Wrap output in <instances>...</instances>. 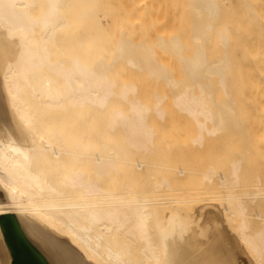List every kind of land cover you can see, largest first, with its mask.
Wrapping results in <instances>:
<instances>
[{"label":"bare ground","instance_id":"6f19581e","mask_svg":"<svg viewBox=\"0 0 264 264\" xmlns=\"http://www.w3.org/2000/svg\"><path fill=\"white\" fill-rule=\"evenodd\" d=\"M165 1L0 0V264H264V0Z\"/></svg>","mask_w":264,"mask_h":264},{"label":"rangeland","instance_id":"374dc122","mask_svg":"<svg viewBox=\"0 0 264 264\" xmlns=\"http://www.w3.org/2000/svg\"><path fill=\"white\" fill-rule=\"evenodd\" d=\"M164 1H165V0H164ZM170 1H171V0H170ZM165 2H166V1H165ZM167 2H169V0H168ZM162 3H163V0H161V2H160L161 6H162ZM170 3H171V2H170ZM164 4H165V3H164ZM171 4H172V3H171ZM171 4H170V5L168 4L169 7L166 6V4H165V5H164L165 7L163 6L162 8H164V9L167 8L166 10L169 11V9L173 7V6H171ZM172 5H173V4H172ZM170 6H171V7H170ZM164 9H163V10H164ZM170 11H171V10H170ZM167 90H168V89H167ZM169 93H170V91H169ZM169 93H167V95H168ZM169 95H173V94L170 93ZM168 97L170 98V97H172V96H168ZM169 98H168V101H169ZM178 114H179V113H178ZM175 115H176V114H175ZM175 115H174V116H175ZM179 116H180V117H178V118H181V117H182L181 114H179ZM176 117H177V116H176ZM175 119H176V118H175ZM176 120L178 121V120H180V119H176ZM181 121H182V120H180V122H181ZM181 123H182V122H181ZM184 123H185V122H184ZM179 124H180V123H179ZM180 125H181V124H180ZM181 126H184V125H181ZM181 126H180L181 130H180V129H178V130L180 131L179 133L182 135V133H183L182 129H184V128H182ZM178 128H179V127H178ZM186 128H187V129H186ZM189 128L191 129V127H185L186 132H187V130H190ZM178 130L176 129V131H178ZM176 131L174 130L175 133H176ZM181 131H182V132H181ZM174 132H173V133H174ZM186 132H184V133H186ZM192 132H193V131H191V130L188 131V132H187V133H188L187 135H188V136H191V135H192ZM189 133H191V135H189ZM180 134H179V135H180ZM177 135H178V133L175 134L174 136L177 137ZM185 135H186V134H185ZM185 135L183 134L182 136L185 137ZM225 135L227 136V134H225ZM182 136H179V137H178V138H181V140H180L181 142L178 141V143L180 142V147L183 146L184 149H183V148L179 149L180 147H179V146H176L175 149H176V151L179 149L178 152H176L174 149H172V148L174 147V145H175V142H176V145H177V140L174 139V142H172V144H174L173 147H172V145H171V143H170L171 140H172L173 138H171V140H169V141H170L169 143H170V145H171V146H170V149H171L172 152H173V151L176 152V153L174 152V154H175L176 157H177V158H176V157L174 156V154H173L172 156L169 154L171 157L168 158V159L172 160V162H170V163H172L173 166H174L175 164H176L175 167H178V168H179V166H182L183 164H182L181 162H182V160H183V157L186 156L187 159H188V162L191 163L190 165L187 164V165H189L188 167H190V166H191V167L194 166V165H192V164H196L197 166H199V168H198L196 165H195L196 168H193V167H192L193 169H196V171H197L198 169H200V168L202 167V165H203V167H204V166H205V167H206V166L209 167L213 162L216 163V165H217V167H218L217 169H220V170H223V169H224L225 166L223 165V163H225V161L227 160V158L230 156V155H228V157H226V156H227V155H226L227 153H225V152H227V151L229 152V150H227V149H229L228 146L231 145V144L227 141V140H229V139H228L229 136L226 138V137L222 134L221 137H223V138H221V137L219 136V137H220L219 139H218V137H217L216 140L214 139L215 142H214V140H213V141H208V142H210V143H208V145H210V146H207V142H206V144H205L206 147H205V146L197 147V146L193 145V143L190 142L191 140L188 139L187 137H185V140H187V141L185 142V141H184V138H182ZM178 138H177V139H178ZM186 138H187V139H186ZM189 138H190V137H189ZM225 138H226L227 143H226V141H224ZM175 140H176V141H175ZM188 140H189V141H188ZM230 140H231V139H230ZM172 141H173V140H172ZM182 141H183L185 144L182 143ZM187 142H188V143H191L193 146H195V147H193V150H192V148H191L192 145L189 147V148H191V149H189L188 146L186 147V145H188ZM163 143H164V142H163ZM211 143H212V145H211ZM183 144H184L185 146H184ZM225 144H226V145L228 144V145L226 146ZM163 145H167V144L165 143V144H163ZM181 145H182V146H181ZM168 147H169V145H168ZM177 147H178V149H177ZM185 147L188 148V149H189L190 151H192V152L194 151V152L196 153V157H195V155H194V154H195L194 152H193V153H192V152L189 153V150H188V149L186 150ZM196 148H198V150H197ZM165 149H166V148H165ZM167 149H168V148H167ZM195 149H196V150H195ZM225 149H226V151H225ZM185 151H186V153H185ZM196 151H197V152H196ZM168 152H169V151H168ZM168 152H167V154H168ZM223 152H224V153H223ZM169 153H171V152H169ZM181 153H182V154H181ZM183 153L186 154V155H184ZM187 153H188V154H187ZM191 153L193 154V156H192ZM235 153H236V152H235L234 150H232V153H231V151H230L229 154L235 155ZM167 154H166V155H167ZM223 154H224V155H223ZM166 155H164L165 158L168 156V155H167V156H166ZM180 155H181V156H180ZM232 155H231V157H232ZM164 156H163V157H164ZM178 156H179V157H178ZM182 156H183V157H182ZM188 156H189V157H188ZM190 156L192 157V159H193V157H194V160H195V161H192ZM235 156H236V155H235ZM172 157H174V158H172ZM180 157H182V159H181ZM186 157H185L184 159H186ZM175 158H176V159H179V158H180L179 160L181 161L180 163H181L182 165H181L180 163L177 164V163H176L177 161L175 160ZM224 158H225V159H224ZM189 159H190V160H189ZM223 159H224V160H223ZM166 160H167V159H165V162H166ZM174 160H175V161H174ZM222 160H223L224 162H223ZM197 161H198V162H197ZM167 162H168V160H167ZM167 162H166V163H167ZM173 162H174L175 164H174ZM186 162H187L186 160H183V163H184V164H185ZM192 162H193V163H192ZM194 162H195V163H194ZM214 163H213V165L216 166ZM206 164H207V165H206ZM208 164H209V165H208ZM250 164H251V163H250ZM178 165H179V166H178ZM185 165H186V164H185ZM222 165H223V166H222ZM219 166H220V167L222 166L221 168H223V169H221ZM249 166H250V167H249ZM249 166H245V169L248 168V169H249V172H251V171H252V168H253V166H255V164L252 166V168H251V165H249ZM191 167H190V168H191ZM254 168H256V166H255ZM254 168H253V170H255ZM193 169H192V170H193ZM201 169H202V168H201ZM176 170H177V168H176ZM192 170H191V171H192ZM202 170H204V169H202ZM202 170H198V171L201 172ZM250 170H251V171H250ZM194 171H195V170H193L192 172H193V174L195 175L196 173H194ZM247 171H248V170H247ZM247 171H246V173L248 174ZM175 172H176V171H175ZM255 172H256V170H255ZM253 173H254V171L248 174V175H249V178H248V175H246L247 178H248L247 180L250 179V181H251V179L254 178L253 176H251ZM253 175H255V173H254ZM191 177H192V176H191ZM191 177H190V178H191ZM196 177H197V176H196ZM252 177H253V178H252ZM194 179H195V176H194L193 180H191V184L188 183L189 187H186V188H185V190H186V189H187V190H188V189H190V190L192 189L191 191H193V192H195V191L197 190L196 193H193V194H195V196H194L192 193H189L190 191L187 192V195H188V194H192V195H193V199H195V203H196V204L194 203L195 206L192 205V206H193V209H194V207H195V208L198 207L199 204L204 205L205 203L208 202V201H204V200H208V199H212L211 202H214V203H215V202L220 203L218 200H214L215 198L213 199L214 195H213V196L206 195V192L204 193V191H205L204 188L201 189V190H204V191H202V192L199 191V190H200V187H201L202 185L199 187L200 183H199L198 181H194ZM195 180H196V179H195ZM198 180H199V179H198ZM188 181H189V180H188ZM192 181H194V182L192 183ZM189 182H190V181H189ZM196 182H198V183H197L198 186H197V187L195 186V188H193V187L190 188V187L192 186V184H194V183H196ZM186 183H187V182H186ZM248 183H249V182H248ZM248 183H247V184H248ZM197 184H196V185H197ZM186 185H187V184H186ZM190 185H191V186H190ZM248 186H249V187H248ZM248 186H246V187L241 186V187H242L243 191H244V190H250V189H252L251 185H248ZM198 188H199V190H198ZM195 189H196V190H195ZM240 189H241V188H239V190H240ZM242 189H241V190H242ZM241 190H240V191H241ZM182 191H183V190H182ZM198 191H199V192H198ZM243 191H242V192H243ZM175 192H176V191H175ZM177 192H178V191H177ZM180 192H181V191H180ZM178 193H179V192H178ZM182 193H183V192H182ZM184 193H186V192H184ZM197 193H198L199 195H198ZM200 193H201V194L203 193V194H205V195H203V194L201 195ZM175 194H177V193H175ZM207 194H208V193H207ZM200 195L203 196V197H201ZM188 196H189V195H188ZM190 196H191V195H190ZM190 196H189V197H190ZM196 196H199L201 199H198L199 197H196ZM209 196H210V197H209ZM216 196H218V195H216ZM205 198H206V199H205ZM219 198H220V196H219ZM219 198H218V199H219ZM193 199L191 200V198H190L191 202L193 201ZM216 199H217V197H216ZM198 200H199V201H198ZM202 200H203V201H202ZM219 200H220V199H219ZM196 201H197V202H196ZM247 201L249 202L248 199H247ZM199 202H200V203H199ZM185 203H186V202H185ZM188 203H189V202H188ZM188 203H186V204H188ZM209 203H210V200H209L208 204H209ZM214 203H211V204H214ZM217 203H215V204H217ZM186 204H185V206H187V208H186L185 206H184V207H185L186 209H189V208H190L189 206H191V205H186ZM192 204H193V203H192ZM197 204H198V205H197ZM180 205L183 206L184 204H183V205L180 204ZM201 205H199V206H201ZM192 206H191V207H192ZM189 210H192V209L190 208ZM254 211H255V207L252 206V207L250 208V212L254 213ZM254 221H256V218L254 219ZM202 230H204V232H207V233H212L211 231L208 232V229H207V231H205L206 229H202ZM199 232H200V231H198V233H199ZM201 232H202V231H201ZM204 232H202V233H204ZM213 233H214V232H213ZM213 233H212V234H213ZM212 234H211V235H210V234H206V235L204 234V235H205V237H206V236L208 237L207 240H208V239L210 240V236H212ZM197 235H198V234H197ZM200 235H201V233H200ZM208 235H210V236H208ZM202 236H203V235H202ZM205 237H204V239H205ZM197 238H198V237H197ZM199 238H201V237H199ZM211 238H213V237H211ZM201 239H202L203 242H201V241H200V242L203 243V244L200 246V250L202 249V248H201L202 246H203V251H204V250H205V251H206V250H207V251L212 250V249H210V250L207 249L208 247L210 248V246L207 245V244H206L205 247H204V244H205L204 242H205V240H203V238H201ZM199 240H200V239H197V241H199ZM207 240H206V241H207ZM209 240H208V241H209ZM211 241H212V240H211ZM213 241H214V239H213ZM206 246H208V247H206ZM204 248H205V249H204ZM212 248H213V247H212ZM214 248H215V246H214ZM214 248H213V249H214ZM218 248H219V247H218ZM216 250H217V247H216L213 251L215 252ZM213 251H212V252H213ZM215 254H216V253H215ZM215 254H214V256H216ZM218 255H219V254H218ZM218 255H217V257H220V256H218ZM218 264H220V263H218Z\"/></svg>","mask_w":264,"mask_h":264},{"label":"water","instance_id":"95a60500","mask_svg":"<svg viewBox=\"0 0 264 264\" xmlns=\"http://www.w3.org/2000/svg\"><path fill=\"white\" fill-rule=\"evenodd\" d=\"M4 228L7 241L14 251V264H40V262L35 259L32 251L28 249L23 240L19 237L9 220L4 222Z\"/></svg>","mask_w":264,"mask_h":264}]
</instances>
